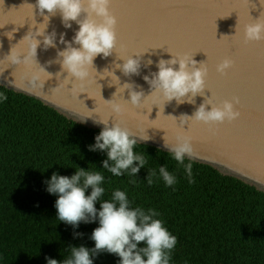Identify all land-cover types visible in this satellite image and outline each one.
<instances>
[{"label":"water","instance_id":"95a60500","mask_svg":"<svg viewBox=\"0 0 264 264\" xmlns=\"http://www.w3.org/2000/svg\"><path fill=\"white\" fill-rule=\"evenodd\" d=\"M185 2L113 0L111 11L118 21L116 49L108 57L101 54L94 60L98 73L93 69L96 82H84L81 86L74 77L68 78L67 72L55 62L57 50L65 47L59 42L60 35L64 34V38L71 41L79 25L72 21V27L65 28L58 12L50 16L49 21H44V16L35 7L36 0H0V85L35 97L90 128L102 130L103 125L94 123L96 120L108 121L110 126L118 122L133 136L148 135L151 138L141 143L164 151H168L164 147L165 141L174 142L178 133L187 135L191 137L193 148L191 160L211 165L264 192V41L245 42L243 38V25L264 16V2L203 0L212 5L203 11L195 10ZM225 4L240 8L244 17L242 24L235 11L213 23L216 13ZM44 15L49 14L45 11ZM46 25V33L55 30L57 46L45 49L41 43L35 57V53L29 51V38L37 28L43 29ZM236 27L238 35L234 36ZM215 34L217 40L213 38ZM37 39L42 41L43 37ZM162 45L167 46L161 48ZM200 48L207 49L210 54L209 72L204 94H198L194 104L177 106L173 100L166 103L164 109L163 104L160 108L152 105L151 111L148 100L140 108H134L126 101L130 99L128 90L114 96L118 86L111 84L110 76L103 78L108 75L107 71L113 72L120 80L119 86L133 83L138 86L135 90H142L147 97L151 89L143 77L149 75V68L143 65L148 60L153 61L150 69L154 72L160 59L169 60L172 55L191 57ZM134 54L141 55L140 74L125 76L115 65L124 63L120 57ZM225 58L234 63L222 75L216 71V65ZM193 59L198 66L208 57L204 52H198ZM113 82L117 81L114 79ZM205 98H212L214 103L225 99L235 103L236 98L239 100L236 108L242 114L232 122L209 125L192 121L189 128L187 123L183 125L184 130L178 128L180 117L192 116ZM112 99L125 105L123 114L116 115L111 111L108 105ZM207 109L211 110V105H207Z\"/></svg>","mask_w":264,"mask_h":264},{"label":"trees","instance_id":"16d2710c","mask_svg":"<svg viewBox=\"0 0 264 264\" xmlns=\"http://www.w3.org/2000/svg\"><path fill=\"white\" fill-rule=\"evenodd\" d=\"M0 94L7 97L0 102V264H47L46 257L62 262L70 257L72 246H95L90 236L98 222H81L78 228L61 222L55 207L58 197L46 190L45 181L53 173L71 177L79 168L103 172L102 199L110 200L119 188L133 207L161 213L157 218L178 240L170 264H264V192L185 158L193 165L195 182L189 183L171 153L143 143L134 149L147 160L137 178L115 177L102 168L106 153L89 150L101 129L82 125L3 85ZM164 165L177 183L166 187L154 178L148 185V170L158 173ZM118 261L107 252L93 257V264Z\"/></svg>","mask_w":264,"mask_h":264},{"label":"clouds","instance_id":"9594fccd","mask_svg":"<svg viewBox=\"0 0 264 264\" xmlns=\"http://www.w3.org/2000/svg\"><path fill=\"white\" fill-rule=\"evenodd\" d=\"M112 4L113 0H36L35 7L44 16V21L45 19L49 21L50 16H55L58 12L65 28H71L72 21L79 25L71 41L66 40L64 34L60 35L59 42L65 47L63 50H57L55 62L60 64L63 72H67L68 78L74 77L81 86L84 82H96L97 76H93V69L96 72L94 60L101 54L106 58L111 55L114 48L116 49L118 21L111 11ZM45 11L49 15H44ZM82 15L83 19H81ZM46 28L47 25L43 29L37 28L29 38V51L34 52L35 57L41 43L45 49L57 46L55 30L46 33ZM237 35L236 27L234 36ZM37 37H43V40ZM243 38L245 42L264 41V16L260 15L258 19H252L251 22L243 25ZM140 56L134 54L120 57L124 63L117 64L115 67L125 76L139 75ZM193 56L172 55V59H160L155 64L157 71L154 72L150 69L153 61L148 60L143 65L149 68V75L143 77L151 89V94L147 97L142 90L136 91L135 88L138 86L133 83H124L123 86H119L120 80L113 72L105 70L108 75H104L103 78L110 76L111 84L118 86L114 96L128 90L130 99L126 101L134 108H140L148 100L151 101V111L152 105L160 108L163 104L164 109L165 104L173 100L177 106L184 103L194 104V98L198 94H204L209 68L205 62L197 66ZM233 63L232 59L225 58L216 65V71L223 75L233 66ZM114 79L117 82H113ZM6 100L7 97L0 94V102ZM234 100L235 103L228 99L214 103L212 98H205L192 116L180 117L177 127L184 130L183 125L187 123L189 128L192 121L209 125L222 124L225 121L232 122L241 116V112L236 108L239 100L236 98ZM110 101L108 106L114 114L121 115L125 112L124 104L113 99ZM207 105H211V110L207 109ZM182 117L185 119H181ZM94 123L102 124L103 127L95 137V143L89 145V150L106 153L107 159L102 161L103 170H107L115 177L127 175L137 178L139 171L145 168L147 160L143 154L134 151L135 146L151 138L148 135L133 136L128 128L118 122L112 123L111 126L108 121L103 120H96ZM164 147L171 153L172 158L183 166L188 182L194 183L193 165L191 162L185 163L186 157L191 159L193 156L191 137L178 133L174 142L165 141ZM148 172L146 177L148 185L154 183V178L162 180L166 187L177 183L176 176L168 171L166 165L159 166L158 173L155 169ZM130 182L135 183L136 180L132 179ZM45 183L46 190L58 197L55 207L57 218L61 222L72 225L73 228H78L81 222L85 224L98 222L99 224L90 236V239L95 242L93 248L72 246L68 259L58 262L46 257L47 264H93V257L103 252L118 256V264H170L172 252L178 240L165 227L164 221L157 218L161 216V213L155 208L133 207V201L129 200L126 191L119 188L112 192L110 200L102 199L106 191L102 186L105 183L102 171L79 168L71 177L53 173ZM89 189H91L90 193ZM97 202L100 203L99 209L96 207ZM82 235V233H74V237ZM141 242L143 247L139 246Z\"/></svg>","mask_w":264,"mask_h":264},{"label":"snow or ice","instance_id":"6c2138e0","mask_svg":"<svg viewBox=\"0 0 264 264\" xmlns=\"http://www.w3.org/2000/svg\"><path fill=\"white\" fill-rule=\"evenodd\" d=\"M188 6H190L191 8L195 9V10H200V11H203L204 9L208 8V7H211L212 5H209L207 3H204L203 0H186L185 2ZM236 12L239 19V23H243L244 21V17L243 15L241 14V10L238 6H235V5H231V4H225L223 5L222 7V10L218 11L216 13V16L214 17V20H213V23H215L217 21L218 18H221L222 16H229L231 15L232 12ZM238 23V22H237ZM214 39H216V34L213 36ZM222 39V38H221ZM221 39H219L218 41H221ZM217 40V39H216ZM167 45H162L161 48L165 47ZM198 52H204L208 59L205 63H207L210 59V54L208 52L207 49L205 48H200L198 49L194 55ZM241 112V111H240ZM242 114V113H241ZM193 141L195 142V137H193Z\"/></svg>","mask_w":264,"mask_h":264}]
</instances>
